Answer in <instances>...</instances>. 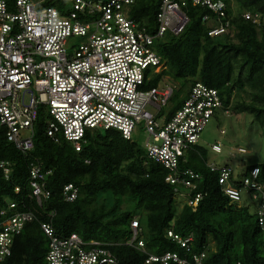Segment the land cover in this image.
Instances as JSON below:
<instances>
[{"label":"built area","instance_id":"2783aa9c","mask_svg":"<svg viewBox=\"0 0 264 264\" xmlns=\"http://www.w3.org/2000/svg\"><path fill=\"white\" fill-rule=\"evenodd\" d=\"M66 1L71 4L62 12L44 5L46 0H16L13 9L0 0V128L7 140L29 155L35 148L34 124L41 106L49 115L46 133L50 139L65 140L76 151L88 143V131L114 128L124 138L132 139V133L143 123L148 134L143 146L147 156L169 170L166 181L173 185L174 193L196 206L205 195L195 191L202 175L192 168L181 169L180 157L199 143L215 111L229 115L231 104L224 103L219 89L197 81L181 106L170 114L175 85L162 81L148 88L146 84L151 78L148 72L159 73L166 68L156 39L166 32L179 35L184 31L190 20V4L209 10L202 16L209 26V35L232 31L226 0H159L154 33L145 22L131 17L135 0ZM244 17L254 23L260 20V15L251 11H246ZM211 148L220 153L222 143L217 141ZM238 151L247 152L242 147ZM207 166L218 174V183L230 199L240 200L243 190L251 194L257 202L259 224L264 228L260 167H253L239 180L235 179L231 164ZM0 170L5 178L10 177L8 160H0ZM29 171L30 197L42 206L51 195L46 182L52 171L45 170L36 160L30 162ZM182 187L187 191H182ZM20 190V186L15 188L16 192ZM78 193V186L72 182L63 187L65 201H74ZM19 205L7 199L6 207L0 211L4 216L0 221V264L11 256L15 237L27 223L37 220L35 210H20ZM53 215L51 211L49 216ZM40 225L49 237L45 264L117 263L104 241H86L77 233L58 236L51 222L41 221ZM131 227L129 244L137 243L138 248L144 249L138 218L131 221ZM167 235L180 243L193 260L168 250L161 255L149 254L147 263L205 264V250L191 251L192 235L183 236L172 228Z\"/></svg>","mask_w":264,"mask_h":264},{"label":"trees","instance_id":"16d2710c","mask_svg":"<svg viewBox=\"0 0 264 264\" xmlns=\"http://www.w3.org/2000/svg\"><path fill=\"white\" fill-rule=\"evenodd\" d=\"M5 1L13 9L16 0ZM226 2L233 25L229 33L209 35V26L202 21L209 10L190 4V20L184 31L179 35L166 32L156 39L166 68L159 73L148 72L151 78L146 86H157L162 81L175 85L169 104L172 114L184 102L191 85L201 81L219 89L224 103L231 104L237 112L253 114L264 132V0ZM44 5L64 12L67 1L46 0ZM158 11L159 0H135L130 15L145 22L154 33ZM246 11L258 13L259 23L246 19ZM236 91H244L250 100L232 103ZM48 117L45 107H39L34 124L35 148L29 155L17 150L0 128V160H8L12 168L8 179L0 170V211L10 199L20 204L18 209L30 208L37 213V220L27 223L15 237L12 254L4 264H45L49 237L41 221L51 222L58 236L77 233L86 241L106 242L116 264H161L146 263V259L149 254L161 255L168 250L193 260L180 243L167 235L169 228L183 236L192 235L191 251L205 250V264H264V228L256 215L257 202L244 190L240 200L230 199L218 183V174L206 162L194 161L186 153L180 157L181 169L201 173L195 191L205 195L196 206L186 200L179 206L173 185L166 181L169 170L149 158L142 145L109 128L88 131V143L76 151L65 140L50 139L46 133ZM200 150L196 143L187 152L198 156ZM34 160L52 171L46 182L51 195L42 206L30 197L29 167ZM255 166L261 170L258 181L264 182V162L247 165L242 177ZM69 182L79 189L74 201L63 197V187ZM17 186L21 188L19 192L15 191ZM182 191L187 190L182 187ZM51 211L53 216H49ZM3 218L0 215V221ZM134 218L140 222L139 237L145 242L144 249L137 243L129 244Z\"/></svg>","mask_w":264,"mask_h":264},{"label":"rangeland","instance_id":"374dc122","mask_svg":"<svg viewBox=\"0 0 264 264\" xmlns=\"http://www.w3.org/2000/svg\"><path fill=\"white\" fill-rule=\"evenodd\" d=\"M70 4L71 2L68 1L67 5L70 6ZM242 100H250V95L244 91H236L232 97V103ZM165 111L167 112L168 108H165ZM221 130H224V132L222 133ZM132 139L144 146L148 134L143 123L142 128H137L132 133ZM217 141L222 143L223 150L220 153L213 151L211 148L212 144ZM199 145L201 146V155L197 153V156L187 151L185 152L186 155L192 157L193 160L200 159L206 163L231 164L234 168L235 179L242 178L243 170L247 165L264 162L263 127L253 114L247 111L237 112L233 109V106H231L229 115H225L221 110L215 111L201 133ZM240 147L245 148L247 152H239ZM176 197L179 206H182L184 197ZM211 245H213V242H211Z\"/></svg>","mask_w":264,"mask_h":264},{"label":"clouds","instance_id":"9594fccd","mask_svg":"<svg viewBox=\"0 0 264 264\" xmlns=\"http://www.w3.org/2000/svg\"><path fill=\"white\" fill-rule=\"evenodd\" d=\"M131 12V11H130ZM223 150V149H222ZM216 164V163H215ZM222 189V188H221ZM223 191V190H222ZM176 196H181V197H184V200H186L185 199V196H182V195H177V194H175ZM173 229V228H172ZM168 230V229H167ZM174 230V229H173ZM175 231V230H174ZM178 233V232H177ZM147 263V262H146Z\"/></svg>","mask_w":264,"mask_h":264}]
</instances>
